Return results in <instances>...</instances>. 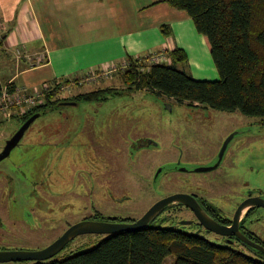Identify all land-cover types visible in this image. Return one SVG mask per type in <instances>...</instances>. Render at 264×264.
<instances>
[{"label": "rangeland", "instance_id": "374dc122", "mask_svg": "<svg viewBox=\"0 0 264 264\" xmlns=\"http://www.w3.org/2000/svg\"><path fill=\"white\" fill-rule=\"evenodd\" d=\"M104 14L108 12L101 13ZM76 26L77 22L72 21L70 28ZM86 30L80 28V32L73 33L74 38L83 40L89 34ZM112 30L116 34L114 27ZM97 44L91 41V53L95 56L99 55L95 52ZM112 44L111 41L102 43L103 46ZM22 48L27 50L25 45ZM12 52L16 58L15 49ZM6 55L12 63L11 54ZM125 60L124 57H109L94 64L91 58L79 56L78 66H85L83 70L71 71L68 79L49 80L52 84L60 83V88L71 84L69 90L60 93L63 98L98 88L109 89L98 92L97 99L71 100L76 103L47 108L31 123L10 155L0 162V218L6 225L0 230V244L6 243L9 249L15 250H39L52 242L67 222L80 218L82 212L113 215L122 211L128 216H138L129 211L145 210L157 198L180 187L186 188L185 177H181L179 171L166 170L174 161L181 158L184 168L211 164L233 131L237 133L229 142L221 166L207 172L188 173L191 182L202 185L207 191L229 182L228 186L233 187L230 202L232 195L244 185L264 191V121L260 117L198 103L189 105L143 89L126 88L118 73L120 70L106 72ZM93 65L98 68L91 69ZM178 66L188 73H197L195 79L210 80L203 78L206 76L196 72L194 67ZM7 69L13 71L11 65ZM0 74L6 78L2 70ZM1 77L0 86L3 87L6 82ZM19 117L0 123V151L8 136L23 124ZM138 141H145V144L135 146ZM9 184L16 186L12 203L4 198ZM125 193L127 197L122 196ZM38 194L47 200L44 210L38 206ZM118 196L124 200L120 201ZM180 206L166 207L150 226L193 234L189 225L183 226L182 221L187 216L178 210ZM263 213L264 209L257 207L245 223L257 229L262 240ZM201 235L208 239L203 232ZM106 236H77L52 259H63L93 248ZM240 251L259 258L250 249ZM173 261L174 258L168 256L163 264H173Z\"/></svg>", "mask_w": 264, "mask_h": 264}, {"label": "trees", "instance_id": "16d2710c", "mask_svg": "<svg viewBox=\"0 0 264 264\" xmlns=\"http://www.w3.org/2000/svg\"><path fill=\"white\" fill-rule=\"evenodd\" d=\"M167 2L191 17L195 29L205 38L219 77L198 80L180 70L178 65L186 64L188 55L183 48H175L168 52V61L159 64L147 65L144 58L129 57L130 64L118 72L126 88L143 89L189 105L238 110L264 121V0ZM104 89L109 87L63 98L58 85L53 84L42 104L19 116L23 123L33 114H42L65 101L97 99V93ZM168 256L174 258L173 264H264V258L200 236L152 226L107 235L93 248L32 264H163Z\"/></svg>", "mask_w": 264, "mask_h": 264}, {"label": "crops", "instance_id": "0c3cea01", "mask_svg": "<svg viewBox=\"0 0 264 264\" xmlns=\"http://www.w3.org/2000/svg\"><path fill=\"white\" fill-rule=\"evenodd\" d=\"M72 21L77 26L71 29ZM0 22V70L6 78L0 77L12 89L24 86L31 90L57 77L68 79L71 71L85 68L78 66L79 56L97 64L109 57L168 54L175 48L187 52L184 65L194 67L205 79H218L204 36L197 32L185 10L172 7L167 0H0ZM80 28H88L89 34L83 40L73 35ZM91 41L98 43L95 52L99 55L91 53ZM107 41L113 44L103 46ZM22 45L30 59L25 55L15 58L12 50ZM8 53L14 59L12 63ZM41 55L44 62H38ZM10 65L13 71L8 72ZM188 74L198 78L197 73ZM5 120L10 119L0 115V123Z\"/></svg>", "mask_w": 264, "mask_h": 264}, {"label": "flooded vegetation", "instance_id": "af4514ba", "mask_svg": "<svg viewBox=\"0 0 264 264\" xmlns=\"http://www.w3.org/2000/svg\"><path fill=\"white\" fill-rule=\"evenodd\" d=\"M63 103H76V102L65 101ZM39 115H40V113H39ZM236 133H237V131H233L229 134V136L233 135L232 136V138H233ZM12 135L10 134L8 136V138H10ZM23 136H24V134L20 137V139L18 140L17 144L14 147H16L18 145V143L20 142V140L22 139ZM4 138H5V136H4ZM226 139L224 140V142L226 141ZM230 140H229V142H230ZM229 142L226 146V149L229 145ZM143 144H145V141L144 142L138 141V142H136L135 146H141ZM222 146H223V144H222ZM222 146H221V148H222ZM3 148L1 149L0 153L2 152ZM135 148H137V147H135ZM221 148L219 149L218 153H216V156L214 158V162H212L211 164L205 165V166H198L196 168H189L188 165H186V167L184 168L183 165H181V163H180V162H182L181 158L174 161V165L171 168L166 169V170L173 169L174 171H179L180 172L179 175L181 177H185L184 181L186 182V184H185L186 188L180 187L181 189H179V190L172 191L171 193H168L161 198H157L156 200L151 202V204H149L145 210L134 209V210L129 211L130 213L138 215V216H128V215L124 214V212H122V211H118L113 215H105L99 211H94V212L90 211L88 213L82 212V215L80 218L74 219L71 222H67L65 229L58 236H56V238H54V240H52V242L55 241L57 238H59L70 226H72L75 223H78L80 221L94 220V221L111 222V223L134 222L137 219H139L158 200H161L165 197H168V196L176 194V193H187L196 199V201L200 204V206L203 208L205 213L210 218L215 220L217 223L223 225L228 230L229 233L228 234H221V233H218V232H215L212 230H208L206 225H204V223L201 221L199 216L191 208H189L188 206L183 205L182 203H179V202H172V203L165 205L161 210H159L156 213V215L153 217V219L160 216L161 214H163V211L165 210L166 207H172V206H174V204L182 205V206L178 207V210L187 216L184 221L188 222L187 224H185L183 226L186 228L189 225L193 229L194 235L198 234L200 237L205 238L206 240H208L211 243H214V244H217V245H220L223 247H227V248L233 249V250H239L240 251V249L247 248V249L252 250V252L254 254H256L257 257L264 258V253L261 250L253 247L252 245L248 244L246 241V240H250V241L264 247V240H262L261 237L258 235L259 231L257 229L255 230V229L251 228L250 225L249 226L245 225L247 218L255 212V209L257 207H259V208L261 207L264 209V191H262L258 188L250 187L249 185H244L241 188H239L238 191L235 192V194L232 195L233 201L230 202L231 199L229 198V196H230V194L233 193V190H231V189H233V187L228 186L229 182L225 186L218 187L217 189H215V187H214V188H211L209 191H207L202 185L192 183L190 180V177L188 176V173L207 172V171L214 170V169L218 168L219 166H221L223 158H224L225 153H226V149H225V151H221ZM12 149L10 150V152L8 153L7 156L10 155ZM213 155H215V153ZM213 155L211 157H213ZM7 156H5L4 158H6ZM4 158H2L0 160V162ZM200 167H209L211 169H209L207 171H196V169H198ZM174 171H172V172H174ZM15 191H16L15 185H10V184L7 185V189H6V192L4 194V198L5 197L8 198V200L12 203L14 198L16 197ZM38 195L40 197V200L37 201L38 206H39V208L44 210L46 207L47 200L41 194H38ZM116 196H117V194H116ZM122 196L127 197L126 193ZM215 196H217L218 198H216ZM123 197L118 196L116 198L119 199L120 201H123L124 200ZM245 202H251V203H248L246 206L241 208L240 206L242 204H244ZM48 211H50L49 207H48ZM235 216H236L237 221H238L237 227L235 225H233L234 220H235ZM260 219L261 218L258 217V220H260ZM150 222H149L148 226H150ZM5 226H6L5 222H3L2 218H0V230L3 231ZM202 232L208 236V239L201 235ZM85 234H98V233H83V234L76 235L74 238H76L77 236H80V235H85ZM106 235H111V234H106ZM74 238H72L70 241H72ZM52 242H50L49 244H51ZM40 249H42V248H40ZM0 250L1 251H6V250L12 251L15 249H9L7 247L6 243H2V244H0ZM52 258H50V259H52ZM47 260H49V259H47Z\"/></svg>", "mask_w": 264, "mask_h": 264}, {"label": "water", "instance_id": "95a60500", "mask_svg": "<svg viewBox=\"0 0 264 264\" xmlns=\"http://www.w3.org/2000/svg\"><path fill=\"white\" fill-rule=\"evenodd\" d=\"M39 113H35L30 116L23 124L19 127L16 132L6 140L5 146L0 153V160L8 155L10 150L17 144L20 137L24 134L29 125L38 117ZM233 135L229 136L226 141L223 143L221 151H225L226 146L229 140ZM211 168L209 167H200L196 169V171H207ZM179 202L183 205L191 208L201 219V221L206 225L208 230H212L221 234H228V230L221 224L217 223L215 220L210 218L200 204L196 201V199L187 193H176L165 197L161 200L155 202L139 219L134 222H121V223H111V222H102V221H80L70 226L59 238L53 241L51 244L39 250H0V262L5 261H44L52 258L56 255L72 238L76 235L83 233H98V234H115L119 232H134L141 230L148 226L149 222L153 219L156 213L161 210L165 205ZM248 203L245 202L240 207L243 208ZM183 225L187 224V221H182ZM237 218L235 216V220L233 225L237 227ZM248 244L253 247L261 250L264 253V247L256 244L250 240H246Z\"/></svg>", "mask_w": 264, "mask_h": 264}, {"label": "built area", "instance_id": "2783aa9c", "mask_svg": "<svg viewBox=\"0 0 264 264\" xmlns=\"http://www.w3.org/2000/svg\"><path fill=\"white\" fill-rule=\"evenodd\" d=\"M1 30V24H0ZM18 53H16L17 59L25 55V50L19 48ZM29 57V55H27ZM147 65L159 64L168 61V54L165 52H156L143 57ZM44 55H41L38 58V62H43ZM130 64V60L126 59L124 62L120 63L118 66L108 69L106 72L117 71L125 69ZM60 84V83H59ZM59 86L58 90L60 92L69 90L71 84L65 86ZM52 83L45 81L39 86H34L29 90L26 87L15 88L14 90H9L8 84L3 87L0 86V115H3L5 119H11L14 115H23L27 110L31 109L34 106L40 105L44 102V95L46 92L52 89Z\"/></svg>", "mask_w": 264, "mask_h": 264}]
</instances>
